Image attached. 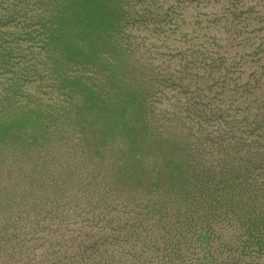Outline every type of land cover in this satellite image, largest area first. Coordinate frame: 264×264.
<instances>
[{"label": "rangeland", "instance_id": "1", "mask_svg": "<svg viewBox=\"0 0 264 264\" xmlns=\"http://www.w3.org/2000/svg\"><path fill=\"white\" fill-rule=\"evenodd\" d=\"M0 264H264V0H0Z\"/></svg>", "mask_w": 264, "mask_h": 264}]
</instances>
